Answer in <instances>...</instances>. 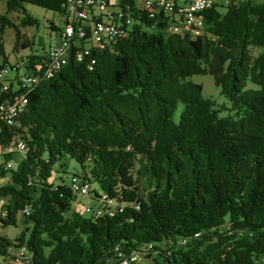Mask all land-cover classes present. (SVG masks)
<instances>
[{
    "label": "trees",
    "instance_id": "1",
    "mask_svg": "<svg viewBox=\"0 0 264 264\" xmlns=\"http://www.w3.org/2000/svg\"><path fill=\"white\" fill-rule=\"evenodd\" d=\"M26 5L67 16L68 0H7L24 28L38 25ZM120 7L134 19L130 35L82 63L72 55L29 95L16 126L0 124V153L27 143L16 170L5 169L14 151L0 155V177L10 174L0 225L25 226L15 241L0 236V258L26 246L30 264H116L118 249L155 264H264V0L198 12L200 35L169 33L168 22L150 29L135 0ZM0 19L3 35L15 29V52L32 48ZM44 55L17 62L35 71ZM207 74L234 113L222 116L191 80ZM11 99L0 85V104ZM65 159L99 187L90 200L124 211L95 219L76 210L71 182H55Z\"/></svg>",
    "mask_w": 264,
    "mask_h": 264
},
{
    "label": "built area",
    "instance_id": "2",
    "mask_svg": "<svg viewBox=\"0 0 264 264\" xmlns=\"http://www.w3.org/2000/svg\"><path fill=\"white\" fill-rule=\"evenodd\" d=\"M242 1L250 0H226V6ZM136 8L145 12L147 19L153 20L150 29L155 30L162 22H168L167 29L172 27H182L184 31L198 30L192 27V20L204 22L205 16L197 14V16H189V7H209L217 8L216 0H186L185 4L178 3L176 0H135ZM65 25L57 32V40L50 46V49L44 55L37 70L32 71L24 67L17 60L10 63L9 66H3V58L0 56V78L5 79L2 91L12 94V99L0 104V124L9 127L14 126V122H7V114H10L13 108H19V101L26 97L27 88H32V80L34 76L55 75L59 71V66L67 63V58L72 55L88 56L87 44L93 42L111 43L112 38L130 35L134 19L129 12L122 7L119 9L111 5V0H68L67 16L64 18ZM3 21L0 19V51L2 49L3 39ZM203 31V30H198ZM116 48V47H115ZM10 72L16 73L15 78H10ZM16 122V121H15ZM24 141L19 140L15 149L22 151ZM13 167L11 162L5 164V169L9 170ZM71 188L75 196L90 198L92 187L81 177L75 176L71 179ZM106 200V197L100 198ZM6 199H0V219L2 217V209L4 208ZM76 210H82L95 219L104 218L116 212H123L117 207H106L83 205L80 202L74 207ZM29 214V210H24ZM1 228V225H0ZM26 246L20 247L14 253V261L16 263L30 264L27 258ZM143 253L135 251L126 254L118 249L116 264H126L127 259L135 260V264L141 262Z\"/></svg>",
    "mask_w": 264,
    "mask_h": 264
},
{
    "label": "rangeland",
    "instance_id": "3",
    "mask_svg": "<svg viewBox=\"0 0 264 264\" xmlns=\"http://www.w3.org/2000/svg\"><path fill=\"white\" fill-rule=\"evenodd\" d=\"M120 3L121 0H111V5L113 7H117L118 9L120 8ZM216 5L217 9L221 11L222 13L226 12L227 6H226V0H216ZM27 11L35 18L38 20V25L35 27H21L22 24V19H23V14L19 12L18 10L15 11H8V6H7V0H0V16L7 17L9 20L15 23L21 30L22 34H26L31 41L33 42L32 48H29L27 50H20L19 53L15 52L14 47H15V39H16V32L14 28H9L7 27L4 31L2 43L5 48L6 56L10 57L11 59L20 60V59H26L30 55L32 56H42L45 54V52H48L50 49L51 44L55 40L57 36V32H53L50 30V23L55 21L56 23H61L64 24V18L62 15L53 13V12H48V10L44 8H40L37 6L33 5H26ZM192 7H189V14L191 16H196L198 12L192 11ZM192 27L198 30H204L203 22H200L198 20H192ZM148 30H150L148 28ZM151 31V30H150ZM193 34H202L203 32H198L197 30H193ZM195 32L197 34H195ZM92 43L87 44V47H91ZM10 78H15L16 73L10 72L9 75ZM191 80L196 83L197 85H201L204 87L203 94L205 97L211 98L212 100L216 101L218 104V109L222 112V116H227L231 113L230 112V104L228 99L226 98L225 95L221 93V88L218 87L215 84L214 78L212 75L207 74V75H194ZM250 87H255L253 85H250ZM182 111V105H179V109L176 114V118L179 119L180 113ZM176 119V120H177ZM12 151L15 152L13 159L10 160V162L13 165L14 170L17 169L18 165L22 160L25 159L26 154L24 152H18L14 146H12ZM3 152L0 153V155ZM9 153V152H8ZM4 163V157L0 156V165ZM59 173L56 174L55 176V182L60 184L61 180H63L66 184H69L71 182V179L75 175H82L83 171L81 166L76 163L73 159H65L61 161L60 163L57 164L56 168ZM10 175V174H9ZM9 175L6 177H0V188L4 185H7L10 182ZM92 190L95 191H100L99 187L96 184L92 185ZM90 198L86 197H79L77 202H80L81 204L85 205H90L92 207L96 206H101L102 205V200L100 199L99 201L97 200H90ZM76 202V203H77ZM75 203V206H76ZM8 202L6 200L5 205H7ZM4 205V206H5ZM4 211V208L2 209V213ZM84 215L89 217L87 213H84ZM25 230V226L23 223L19 222L17 227H1L0 228V236L2 237H7L11 239V241H15L16 238H18L23 231ZM186 244H182L181 247H184ZM0 264H27V263H16L14 261V257L11 254L8 257H2L0 258ZM126 264H135V260H131L126 262ZM139 264H155L154 260L151 259H142Z\"/></svg>",
    "mask_w": 264,
    "mask_h": 264
},
{
    "label": "bare ground",
    "instance_id": "4",
    "mask_svg": "<svg viewBox=\"0 0 264 264\" xmlns=\"http://www.w3.org/2000/svg\"><path fill=\"white\" fill-rule=\"evenodd\" d=\"M192 8H193L192 11L201 13L202 11H204L206 8H209V7L194 6ZM182 29H183L182 27H172V29H168V32L169 33H180L182 31ZM122 37H124V35ZM122 37L112 38V42L111 43H107V42H93L91 47H87L88 56L91 55L93 47H98L100 49H104L106 47L108 48V46L111 47V44H116ZM88 56H75V59L77 60V62L82 63L85 60H87L86 58ZM69 60H70V58H67V63L66 64H62V65L59 66V72L62 71V69L69 63ZM54 76L55 75H46V74H44V76H34V78L32 80V85H31L32 88H27L26 97H24V100H20L19 101V108H16V109L13 108L12 111L10 112V114H7V122H14V125L16 126V122L15 121L17 120V118H19V115L24 113V111L27 108V105H28V102H29L28 101L29 100V95L32 94L37 89V87L39 85H41V83L43 81H45V80L48 81ZM4 84H5V79H1L0 78L1 88H4ZM26 145H27V143L24 142L23 145H22V152H26V149H27ZM7 215H8V211H3L2 217L6 218ZM126 262H127V260H126Z\"/></svg>",
    "mask_w": 264,
    "mask_h": 264
},
{
    "label": "crops",
    "instance_id": "5",
    "mask_svg": "<svg viewBox=\"0 0 264 264\" xmlns=\"http://www.w3.org/2000/svg\"><path fill=\"white\" fill-rule=\"evenodd\" d=\"M178 3H180V4H182V3H184L185 4V2H186V0H176ZM189 16H191L190 14H188ZM53 23L54 24H56L58 27H57V30H56V32H58V28H61L62 26H64L65 24H61V23H56L55 21H53ZM65 23V22H64ZM57 40V36H56V38H55V40L53 41V43L52 44H54L55 43V41ZM51 44V45H52ZM8 58V60H9V63H14L15 62V60L14 59H11L10 57H7ZM12 150H6V151H4L3 152V154L5 153H8V152H11Z\"/></svg>",
    "mask_w": 264,
    "mask_h": 264
}]
</instances>
